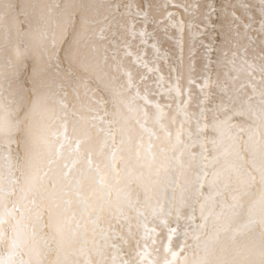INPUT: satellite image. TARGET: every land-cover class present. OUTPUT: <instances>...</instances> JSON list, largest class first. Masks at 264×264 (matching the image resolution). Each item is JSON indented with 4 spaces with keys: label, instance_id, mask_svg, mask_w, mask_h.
I'll return each mask as SVG.
<instances>
[{
    "label": "bare ground",
    "instance_id": "bare-ground-1",
    "mask_svg": "<svg viewBox=\"0 0 264 264\" xmlns=\"http://www.w3.org/2000/svg\"><path fill=\"white\" fill-rule=\"evenodd\" d=\"M0 55L33 264H264V0H0Z\"/></svg>",
    "mask_w": 264,
    "mask_h": 264
},
{
    "label": "clouds",
    "instance_id": "clouds-1",
    "mask_svg": "<svg viewBox=\"0 0 264 264\" xmlns=\"http://www.w3.org/2000/svg\"><path fill=\"white\" fill-rule=\"evenodd\" d=\"M19 213L17 216L19 217ZM39 248L25 245L21 239L19 229L13 230L9 227L6 218L0 217V251L12 257V264H33L32 253ZM0 264H5L0 260Z\"/></svg>",
    "mask_w": 264,
    "mask_h": 264
},
{
    "label": "rangeland",
    "instance_id": "rangeland-1",
    "mask_svg": "<svg viewBox=\"0 0 264 264\" xmlns=\"http://www.w3.org/2000/svg\"><path fill=\"white\" fill-rule=\"evenodd\" d=\"M57 6H58V5L54 6L55 8L53 7V9L51 8V9H52V12L49 11V13H51V14H57L58 12H60L61 10H60L59 8H57ZM33 7H34V8H33L34 10H36V8H37L36 11H38L39 6L34 5ZM51 9H50V10H51ZM56 9H59V11H57ZM54 10H55V11H54ZM56 11H57V12H56ZM26 12H27V11H26ZM21 13H23V15H26V14H24L25 11H23V10H21L20 14H21ZM23 15L21 14V15H19V16H16V18L18 19L16 25H18V27L16 26V28H17V29H16V28H15V25L13 26V27L16 29V31H18V29H19V30H28L29 27L32 28V26H33V22H32V24H29L28 22H26V21H27V15H26V17L23 16ZM20 16H21V17H20ZM22 17H23V18H22ZM21 18H22V19H26V20H22ZM19 20H20V21H19ZM24 22L26 23V25H25ZM22 23H24V24H22ZM27 23H28V25H27ZM36 24H37V23H35L33 27H36V28H37ZM37 25H38V24H37ZM25 27H26V29H25ZM13 30H14V29H13ZM0 56H1V55H0ZM3 58H4V57H3ZM1 59H2V58L0 57V60H1ZM1 62L4 63V60H1ZM1 62H0V63H1ZM2 63L0 64V69H2V67H1V66H2ZM0 71H1V70H0ZM1 72H2V71H1Z\"/></svg>",
    "mask_w": 264,
    "mask_h": 264
}]
</instances>
